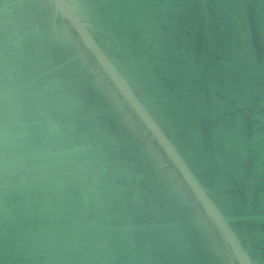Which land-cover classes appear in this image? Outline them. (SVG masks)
Instances as JSON below:
<instances>
[{
    "label": "water",
    "instance_id": "water-1",
    "mask_svg": "<svg viewBox=\"0 0 264 264\" xmlns=\"http://www.w3.org/2000/svg\"><path fill=\"white\" fill-rule=\"evenodd\" d=\"M64 3L264 264V0ZM55 4L0 0V264H223Z\"/></svg>",
    "mask_w": 264,
    "mask_h": 264
},
{
    "label": "clouds",
    "instance_id": "clouds-1",
    "mask_svg": "<svg viewBox=\"0 0 264 264\" xmlns=\"http://www.w3.org/2000/svg\"><path fill=\"white\" fill-rule=\"evenodd\" d=\"M54 14L63 18L71 28L70 33L63 35L54 32V40L60 44H73L81 61L91 66L96 82L107 89L110 98H115L125 121L139 132L146 143L157 170L193 209L197 225L212 239L223 264H242V257H246V254L236 233L168 139L160 123L145 110L137 91L121 75L114 59L99 45L94 35L96 29L86 19V10L66 5L64 0H56Z\"/></svg>",
    "mask_w": 264,
    "mask_h": 264
}]
</instances>
